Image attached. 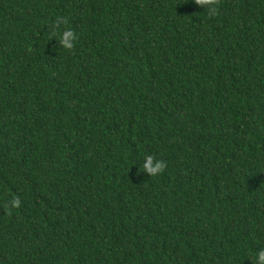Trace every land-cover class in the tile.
I'll list each match as a JSON object with an SVG mask.
<instances>
[{
    "label": "trees",
    "instance_id": "trees-1",
    "mask_svg": "<svg viewBox=\"0 0 264 264\" xmlns=\"http://www.w3.org/2000/svg\"><path fill=\"white\" fill-rule=\"evenodd\" d=\"M260 248L264 0H0V264H251Z\"/></svg>",
    "mask_w": 264,
    "mask_h": 264
},
{
    "label": "clouds",
    "instance_id": "clouds-1",
    "mask_svg": "<svg viewBox=\"0 0 264 264\" xmlns=\"http://www.w3.org/2000/svg\"><path fill=\"white\" fill-rule=\"evenodd\" d=\"M215 0H196V4L200 7L211 6ZM210 13H214L215 9L212 7L208 8ZM67 21L63 18L57 17L53 21V28L58 29L61 24H66ZM77 40V34L71 27L64 28L63 31L59 33L58 44L61 48L65 50H71L75 46ZM167 167L166 162L161 159H157L151 154H146L143 157V162L139 165L141 171L148 174L149 177H155L161 174ZM11 199L5 205V207L11 211L12 209L18 208L20 206V198L11 191H9ZM251 264H264V248H260L256 253L254 260L251 261Z\"/></svg>",
    "mask_w": 264,
    "mask_h": 264
}]
</instances>
